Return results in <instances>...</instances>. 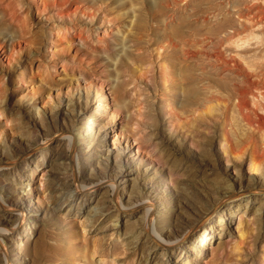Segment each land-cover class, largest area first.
I'll list each match as a JSON object with an SVG mask.
<instances>
[{
  "label": "rangeland",
  "instance_id": "obj_1",
  "mask_svg": "<svg viewBox=\"0 0 264 264\" xmlns=\"http://www.w3.org/2000/svg\"><path fill=\"white\" fill-rule=\"evenodd\" d=\"M52 2L0 0V75L6 74L9 110L0 114V162L15 163L6 167L5 176L0 174V195L10 212L6 215L0 207V220L8 219L11 228L0 236V264H140L150 253L141 235L145 210H127L130 216L117 231L116 196L124 203L158 202L157 226L165 239L189 232L179 243L184 254L159 246L151 264H264V191H240L239 182L242 177L243 184L248 182L253 157L263 163L255 173L261 189L264 145L260 147V139L246 142L226 155L221 145L224 121L216 128L214 114L203 117L204 107L186 106V99L201 101L205 80L220 78L202 52L222 46L229 56L249 55L250 46L220 42L243 22L240 11L252 1L70 0V15ZM167 32L193 44L198 40L194 48L202 54L176 60L172 79L165 75L168 63L158 59ZM25 33L29 41L17 43ZM98 91L111 113L102 116L101 126L89 123L93 134L78 151L80 168L72 148L73 164L58 160L57 154L69 149L60 135L68 125L63 113L73 114L68 100L96 111ZM244 137L233 135L235 142ZM242 150L243 160L237 158ZM38 156L47 160L49 174L60 175L67 184L59 207L50 192H42L41 183L47 180L42 169H31ZM15 167L30 170L32 184L26 190L6 176ZM102 170L126 182L116 185V192L108 182L87 191L98 195L93 207L81 216L66 215L67 194L76 189L77 178L102 179ZM226 183H235L239 193L225 198ZM35 208L39 216L31 212ZM16 209L24 215L19 229ZM222 220L225 232L220 235ZM204 228L215 230L217 238L201 241Z\"/></svg>",
  "mask_w": 264,
  "mask_h": 264
},
{
  "label": "bare ground",
  "instance_id": "obj_2",
  "mask_svg": "<svg viewBox=\"0 0 264 264\" xmlns=\"http://www.w3.org/2000/svg\"><path fill=\"white\" fill-rule=\"evenodd\" d=\"M86 1L90 2L93 0ZM251 1L252 2L247 5L246 9L240 11L239 18L243 20V22H240L239 25L233 26L232 33H229L224 37L221 36L222 38L220 42L221 45H225V43L229 42L230 44L234 40L233 44H235V48L250 46L252 50L249 51V55H242L237 52L236 55L239 58L238 59L233 57V55L229 56L227 54L229 49L227 47L222 48V46L207 50V53L202 52V54H204L209 59V64H211L214 69L218 70L220 78L216 80L204 81V96L202 97L201 101H190L189 99H186V106L198 104L199 106L204 107L202 113L199 115L204 117L207 113L214 114L213 118L216 117V119L213 121L214 127L217 128L219 121H224V133L222 132L223 135L221 138V145L226 155L231 154L236 149L235 146H239L237 150H241L244 148L242 145H245L246 142H254L260 139V147L264 145V0ZM69 2L70 0H54V2L50 3V5L53 4L57 7L64 6L65 9L64 12H62L70 15V13L73 11V3L68 4ZM168 5H170L169 1ZM90 8H94V5H90ZM84 12L86 13L87 10H84ZM79 38L81 39V37ZM21 40L29 41L27 33L23 34L17 43L20 44ZM196 41L197 42L193 44L191 41H189V39L181 38L176 33L171 34L167 32L164 34L162 39L163 52L160 51L158 59H164L165 62L168 63L165 70V75L168 78H176L175 72L173 71V69H175L178 64L176 60H179L180 62L187 61L190 58H194L201 54L199 49L194 48L196 45L200 44L198 40ZM20 48L22 49L21 46ZM203 48L205 47L203 46ZM152 63H155V59L152 60ZM152 63L151 65H153ZM7 91L8 88L6 74H3L0 75V100H2V102H0V114L9 113L7 107ZM223 92H226V96L222 95ZM97 95L100 98V103L96 108V111L82 103L77 104L72 99L68 100L67 105L70 107L73 114L63 113V121L68 123V125L62 127L60 130V135L63 140H68L69 149L68 151H60V153L57 154V157L54 156L55 158H58V160H64L65 163L68 160L73 164L74 156L70 153L72 148L73 151H75V154H77V166L80 168L78 151L83 149L85 144L89 142V136L93 134V131L89 127V123H98L97 125L101 126L102 121L104 120L102 116L107 113H111L105 102V97L103 94L98 91ZM221 95L224 98V102H219L222 97ZM78 98L81 99L82 96L79 95ZM10 117V115L7 116L6 123L10 121ZM45 118L46 117L44 114L40 117L42 121H44ZM235 127L237 130H240V132L232 130ZM244 128H247V132H245ZM233 135H241L245 137L242 141L235 142L237 141V137L235 140L233 139ZM16 143L19 145V147H24L23 140H18ZM141 145H143V143ZM64 149L65 148L62 150ZM244 151L245 150H242L241 154L238 153V156L236 155L237 158L239 157L241 160H243V156L245 155ZM17 156L19 157V155ZM4 161L0 162V174L5 176V171L9 170L8 166L15 163L10 160ZM258 162L260 163V161L256 160V158L250 157V161L248 163V170L250 171L249 179L246 184H243V177L239 179L241 185L240 191H243L242 187H244L248 192L264 191V184L262 185L261 189H258L259 186L257 185V177L255 173H258L261 169V166H263V163L258 164ZM46 165H48V163L44 156H38L33 161V165L30 164V166H32L31 169L34 172L35 170L41 168L42 174L47 176V180L42 181L41 183V189L43 190L42 192L44 195L50 192L52 194L51 198L55 207H59V202H61L62 197L66 194L65 190L67 184L61 182L64 180L59 177L60 175L49 174V172H47L45 169ZM108 166L109 165L107 164L104 167L109 169ZM6 167L8 168L6 169ZM15 168L16 169L12 170L11 172L8 171L6 176L11 181L10 183L16 184L17 182H20L22 185H24L23 190H26V187L32 184V178L29 175L30 170L27 171L25 169L17 167ZM102 173L105 174L102 179H90L86 182L81 181L79 177L77 178L76 189L70 190V192L67 194L69 197L67 198V203L64 207V210H66V215L72 214L81 216L87 213L93 207L94 202L98 199V195L87 193V191L108 182L109 184L107 186L116 192V185L119 188L121 183L126 182L125 179L122 180L119 175L108 174V172H103V170ZM237 175L241 176L238 171ZM262 177H264V175H262ZM225 185L228 189L225 198H231L233 195L239 193L235 183H226ZM116 206L118 207L119 213H117L114 218L115 225L113 228L117 231H119L122 219L126 216H130V213L127 210H132L134 212H137L140 209L145 210V223L141 228V235L145 242H149L150 253L145 258L141 259L140 264H151L153 256L156 257V254L158 253L157 248L159 246L166 247L168 245L169 248L173 252H177L178 255L185 253L183 252V249L180 248L179 243L188 236L189 232L183 233L180 236H176L174 238L168 237V239H165L164 235L160 233L159 225L157 226V215L159 213L158 202H153L152 200H138L133 201L132 203H124L121 197L116 196ZM0 207L5 212L4 214L8 215L10 213L9 207L2 195H0ZM16 210L18 213L14 215V220L17 222L15 227L19 229V227L24 222V215H22V212L18 211L19 209ZM31 212H33L34 215L39 216L40 211L38 208H35ZM11 216L13 217V215ZM9 222L10 221L8 219L1 218L0 236H4L5 234L9 233V230L11 229L8 227ZM230 222H232V220ZM219 225L221 226L219 234L222 235L225 232V221H220ZM200 238V240L204 243H210L213 239L217 238L216 231L204 228L203 232L200 233ZM162 240H165L166 244H161Z\"/></svg>",
  "mask_w": 264,
  "mask_h": 264
}]
</instances>
